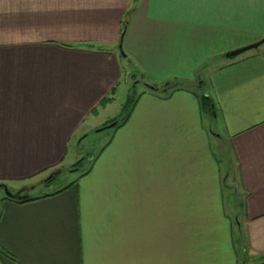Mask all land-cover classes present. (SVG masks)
Wrapping results in <instances>:
<instances>
[{
    "label": "crops",
    "instance_id": "crops-1",
    "mask_svg": "<svg viewBox=\"0 0 264 264\" xmlns=\"http://www.w3.org/2000/svg\"><path fill=\"white\" fill-rule=\"evenodd\" d=\"M263 36L264 0H0V190L46 194L0 195V264H264V42L225 56ZM124 63L145 88L93 157L108 160L84 172L100 178L54 185L73 135L121 90ZM174 79L169 93L149 88ZM199 81L240 198L223 235L200 224L199 195L198 227L177 228L171 183L148 170L137 181L124 154L156 134L208 143Z\"/></svg>",
    "mask_w": 264,
    "mask_h": 264
},
{
    "label": "rangeland",
    "instance_id": "rangeland-1",
    "mask_svg": "<svg viewBox=\"0 0 264 264\" xmlns=\"http://www.w3.org/2000/svg\"><path fill=\"white\" fill-rule=\"evenodd\" d=\"M123 68L124 82H122L119 88L121 90L117 91V94L113 98L107 97L106 101L103 102L104 105L102 104L101 107H97V114L92 113V116L87 122L80 126V129L82 130L73 135L70 140L71 145L63 162L64 169L59 173L55 172L52 174L54 177L51 180H48L52 182L54 179L52 182L54 185L58 184L59 186H66L71 182L78 181L79 185L82 186V182L87 180L86 177L90 180L100 178L98 175L100 172H93L92 175H85L84 172L90 167H93V170H96L108 160L107 157L103 159L97 157L93 160V157L97 155V152L102 149L103 145L108 143L116 130L113 126H108L111 122L107 123V121L105 124L103 123L107 120L108 116L122 117L126 115L128 107L131 106L134 99L138 97L139 93L145 88L144 84H142L144 82H133L137 79L135 76L131 78L133 83L130 84L128 79L131 70H126L125 63ZM179 82L183 84L180 80H170V88L176 86L179 88V86H181ZM195 84L193 87L196 89L195 92L199 96L204 94L203 91L198 92V89L205 90L207 88L206 84H203V88H201L198 83ZM193 88L192 90H194ZM174 89L176 88H173V90ZM166 92L169 93L171 91L168 89ZM111 100H113V102ZM138 109L139 107L137 110ZM201 117V123L207 131L208 143L201 142L195 145L194 142L191 143V138L193 137L190 135L185 138L184 136L176 137V135H174L176 139L167 140L165 138L163 139L161 135L156 134L155 137L148 138L147 145L145 142L143 143L138 139L134 140V143L136 144H133L124 154L129 160H132L131 167H133L135 171H138V175L141 174L143 177L138 178L137 173H135L133 178L137 179V181L146 179L144 176L146 170H148L147 176L149 180L171 183V185L169 184L171 192L169 194L171 197V219H174L177 222V228L198 227L199 195L200 199H204V202L201 201L204 213L199 217L200 224L203 227L218 228V233L223 235L227 234L226 232L231 228L232 217V219L235 220V224H237L233 215H237L239 212L240 208L238 206V200H240V198L239 196H235L234 200L233 195L231 196L230 193L233 189L230 188L233 186V180H230L231 177H229L228 174L230 169H228L229 162L227 160L228 154L225 147L226 145L221 137L218 138L216 137L217 135H215V133H221L219 120L206 115H202ZM119 129L120 127H118L117 130ZM192 130H194V127ZM197 132L195 129V136L197 135ZM152 139H154L153 142H151ZM88 147L91 148L89 149ZM117 153H122L121 146L118 147ZM211 153H214V157L217 158L219 162H216ZM80 158H82L81 163L74 166L75 164H78L76 162ZM164 167H166L165 171ZM223 174H226L227 176L225 188L221 186ZM197 175L204 177L202 179L206 180V183H208L203 188H198L197 186L190 184V181L193 182L198 180ZM47 187H49V185L45 188ZM40 190L42 192L43 188L39 187L30 190L28 192L29 194H25L33 196L39 194ZM46 190L47 189L44 191ZM0 195L6 196L4 190H0ZM172 228L174 229V227ZM236 233L237 234L234 235L235 241L236 243H241L242 250L243 242L241 235L238 231Z\"/></svg>",
    "mask_w": 264,
    "mask_h": 264
},
{
    "label": "trees",
    "instance_id": "trees-1",
    "mask_svg": "<svg viewBox=\"0 0 264 264\" xmlns=\"http://www.w3.org/2000/svg\"><path fill=\"white\" fill-rule=\"evenodd\" d=\"M199 84H200L201 88H203V81H199ZM170 87H171V86L169 85V82H166V83H164V84H162V85H160V86H155V87H154V90H159V91L161 90V91H165V92H166V90H168V89L172 90L173 88H177L178 86H176V87H172V88H170ZM136 98H137V97H136ZM136 98H135L134 101L132 102L131 106L128 107V112H127L126 115H124V116H122V117H115V118L111 119L109 122H113V121H115V122H116L115 126H116V125H121V124H123V123L127 120V118L129 117V114H130V112H131V110H132V107H133V105H134V102H135ZM199 107H200V109H201L202 115H206V116H208V117H212V118H213V115H215V113H216L214 101H213V99H212L210 96H208L207 94H201V95L199 96ZM109 122H108V123H109ZM81 161H82V158H80V159L76 162V163H78V164H75L74 166L79 165V163H81ZM53 177H54V175L48 177L47 180H51ZM224 178L226 179V175L224 176ZM225 179H224V180H225ZM45 195H46V194L41 195V196H28V197H26V198H21V199L10 198V197H8V196H4L3 199H8V200H12V201H15V202L23 203V202H27V201H30V200H34V199H36V198H39V197H42V196H45Z\"/></svg>",
    "mask_w": 264,
    "mask_h": 264
},
{
    "label": "water",
    "instance_id": "water-1",
    "mask_svg": "<svg viewBox=\"0 0 264 264\" xmlns=\"http://www.w3.org/2000/svg\"><path fill=\"white\" fill-rule=\"evenodd\" d=\"M122 38V36L120 37ZM264 42V36L259 39L258 41L252 43V44H249V45H246V46H243V47H239V48H235V49H232L228 52L225 53V56L227 58H233V57H236L237 55L249 50V49H252V48H256L258 47L259 45H261L262 43ZM119 48L121 49V39H120V43H119ZM150 89H154L153 86H149ZM116 122L113 121L111 122L108 126H113L115 125ZM100 130V129H99ZM3 186V185H2ZM1 187V185H0ZM3 190L5 192V195L10 197V198H16V199H21V198H26L28 197V195H21L19 192L17 193H12L11 191L8 190V188L4 185L3 186Z\"/></svg>",
    "mask_w": 264,
    "mask_h": 264
}]
</instances>
